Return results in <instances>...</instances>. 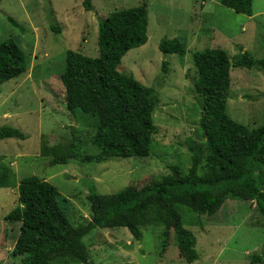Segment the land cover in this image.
Here are the masks:
<instances>
[{
    "label": "rangeland",
    "instance_id": "rangeland-1",
    "mask_svg": "<svg viewBox=\"0 0 264 264\" xmlns=\"http://www.w3.org/2000/svg\"><path fill=\"white\" fill-rule=\"evenodd\" d=\"M84 1L0 0V42L15 39L28 57L25 73L0 84V127L12 125L27 134L25 139H0V162L14 172V184L0 187V264H22V257L12 254L21 224L6 221L5 216L19 204L18 184L23 177L38 175L52 182L71 222L86 223L91 219L90 186L107 194L125 187L138 189L171 173L172 164L188 171L194 153L205 158L195 51L222 47L234 57L243 47L255 57H264V0H253L252 16L237 13L220 0H90L91 10ZM144 1L149 39L129 50L119 69L157 91L153 117L158 131L151 154L100 163L71 157L67 164H52L53 156L43 154L45 144L66 152L74 141L84 153L98 151L92 143L95 128L79 109L75 116L66 106L60 75L67 50L98 56L100 20ZM174 37L186 45L183 57L165 54L159 47L162 39ZM231 79L227 112L249 128L264 125V70L234 67ZM179 210L185 227L196 237L195 261L189 263L180 252L174 228L152 223L142 227L139 240L126 227L93 229L84 238L91 264H250L253 254L264 251V218L255 201L227 198L214 214L184 205ZM164 238L169 240L166 250ZM50 264L84 263L62 256Z\"/></svg>",
    "mask_w": 264,
    "mask_h": 264
},
{
    "label": "trees",
    "instance_id": "trees-1",
    "mask_svg": "<svg viewBox=\"0 0 264 264\" xmlns=\"http://www.w3.org/2000/svg\"><path fill=\"white\" fill-rule=\"evenodd\" d=\"M220 3L237 13H254L253 0ZM84 4L91 10L90 0ZM9 19L19 25L12 16ZM148 26V3L144 1L117 9L100 20L98 56L67 50L65 70L60 75L66 106L75 116L79 109L95 128L92 143L98 151L84 153L74 141L66 152L58 145L45 144L43 154L53 156L52 164H67L71 157L100 163L151 154L158 131L153 117L157 91L119 69L129 50L148 41ZM53 28L60 31L58 26ZM159 47L165 54L181 57L187 52L178 37L162 39ZM193 61L198 74L195 89L202 99L200 126L206 138L205 158L194 153L188 171L172 164L171 173L153 178L138 189L125 187L107 194L90 186L91 219L79 225L71 222L61 206L56 185L38 175L23 177L18 184L19 204L5 216L6 221L21 224L12 254L22 257V264H50L62 256L91 264L84 238L93 229L126 227L139 240L142 227L152 223L174 228L180 252L191 263L198 258L196 237L185 227L180 205L214 214L227 198L251 200L264 218V125L249 128L227 112L232 68L264 70V57H255L243 47L231 57L226 49L215 47L195 51ZM167 63L163 62L165 71ZM27 69L28 57L20 44L13 38L0 42V84ZM10 137L25 139L27 134L18 127L2 125L0 139ZM13 184L14 172L0 162V187ZM168 246L169 240L164 238L163 250ZM256 263H264V251L252 255L250 264Z\"/></svg>",
    "mask_w": 264,
    "mask_h": 264
}]
</instances>
